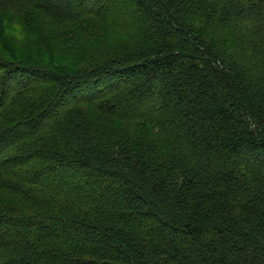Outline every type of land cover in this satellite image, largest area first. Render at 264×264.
I'll use <instances>...</instances> for the list:
<instances>
[{
	"label": "trees",
	"instance_id": "1",
	"mask_svg": "<svg viewBox=\"0 0 264 264\" xmlns=\"http://www.w3.org/2000/svg\"><path fill=\"white\" fill-rule=\"evenodd\" d=\"M0 264H264V0H0Z\"/></svg>",
	"mask_w": 264,
	"mask_h": 264
}]
</instances>
